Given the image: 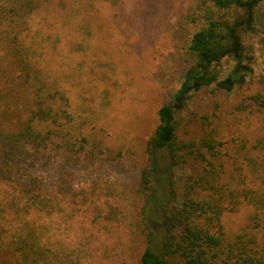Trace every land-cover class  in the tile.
Returning a JSON list of instances; mask_svg holds the SVG:
<instances>
[{
	"label": "rangeland",
	"instance_id": "1",
	"mask_svg": "<svg viewBox=\"0 0 264 264\" xmlns=\"http://www.w3.org/2000/svg\"><path fill=\"white\" fill-rule=\"evenodd\" d=\"M211 3L39 0L30 15L25 43L33 42L32 60L69 98L72 120L67 128L77 152L48 147L46 156L30 162L29 169L42 182L31 192L38 190L44 205L33 207L25 219L36 226L40 240L68 256L70 264H143L138 181L147 159L146 142L158 122V108L171 101L181 83L192 33L206 16L219 14ZM251 39L260 47L257 36ZM262 63L264 53L257 56L256 71ZM0 68V91L7 99L13 94L19 100L27 97L19 79L4 84L16 73L11 61L0 56ZM203 98L196 95L178 113L180 136L186 140H198L202 134L204 126L196 115L204 108L213 110L212 101ZM234 101L233 96L223 98L219 117L212 113L211 123L221 129L231 153L264 134L262 113L235 111ZM176 174L180 187L183 170ZM14 194L17 191L7 184L0 185L2 202ZM251 211L244 203L237 211L224 213L228 236L241 230ZM16 219L6 214L5 228L13 231Z\"/></svg>",
	"mask_w": 264,
	"mask_h": 264
},
{
	"label": "trees",
	"instance_id": "2",
	"mask_svg": "<svg viewBox=\"0 0 264 264\" xmlns=\"http://www.w3.org/2000/svg\"><path fill=\"white\" fill-rule=\"evenodd\" d=\"M38 1L0 0V56L16 68L4 84L19 79L28 92L19 100L0 91V185L17 191L0 200V264H70L25 219L33 207L44 205L38 190L31 192L42 182L29 169L30 162L46 156L48 147L77 152L67 128L72 120L69 98L32 60L33 42L25 43ZM210 1L219 14L206 16L192 33L181 83L171 101L158 108V122L146 142L147 159L138 181L143 264H264V134L231 153L221 129L211 126L212 113L219 117L223 98L230 96L233 110L264 117V63L258 71L254 66L264 53V0ZM199 94L212 101L213 110L204 108L196 115L202 134L186 140L180 136L178 113ZM41 123L44 129H39ZM179 168L180 187L174 179ZM244 203L252 211L241 230L228 236L223 215ZM6 214L18 218L13 231L4 226Z\"/></svg>",
	"mask_w": 264,
	"mask_h": 264
}]
</instances>
